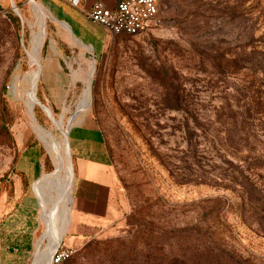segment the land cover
Returning a JSON list of instances; mask_svg holds the SVG:
<instances>
[{
    "label": "rangeland",
    "instance_id": "1",
    "mask_svg": "<svg viewBox=\"0 0 264 264\" xmlns=\"http://www.w3.org/2000/svg\"><path fill=\"white\" fill-rule=\"evenodd\" d=\"M35 4L0 0V181L36 136L29 151L41 159L50 209L44 224L33 197L0 193V248H17L14 238L26 232L35 242L55 237L41 264L61 243L69 226L62 172L44 139L53 133L64 143V134L44 105L68 127L89 92L112 209L96 233L65 236L58 247L71 257L63 264H151L207 245L264 259V220L244 200L248 181L264 193V0H162L150 31L113 36L92 74L44 98L45 20Z\"/></svg>",
    "mask_w": 264,
    "mask_h": 264
},
{
    "label": "crops",
    "instance_id": "2",
    "mask_svg": "<svg viewBox=\"0 0 264 264\" xmlns=\"http://www.w3.org/2000/svg\"><path fill=\"white\" fill-rule=\"evenodd\" d=\"M96 2L113 7L118 0H80L77 6L73 5L71 0H35L33 12L45 20L43 30L45 29L46 32L42 62V90L39 93L41 98L55 97L64 91L71 90L88 71L93 73V60L99 59L106 51L113 35L104 26L91 21L86 15V11ZM37 81L36 74V83ZM88 97L89 92L81 103L80 109L76 111V115L71 118L70 127H65L63 119L59 120L58 125L51 109L44 105L45 112L64 134V143L57 140L53 133L45 139L43 137L53 152L61 172L65 171V174L61 173V175L65 222L69 226L63 232L61 243L69 233L74 235V239L96 233L100 226L106 223L112 209V191L104 157L105 141L96 118L88 111L91 105ZM34 146L24 147L23 150L18 151L17 169L21 175H16L19 181L15 186L18 199L28 196L37 201L41 210V219L45 224L50 209L48 183L46 175L41 179H39L40 175H37L41 159L38 154H32L29 151ZM70 153L76 171L73 187L69 189L70 166H73ZM24 180L27 182L26 188L23 186ZM55 211L56 223H58V217L62 215V212H59L57 203ZM54 238L49 240L43 233L35 242L33 234L28 236L27 232L16 236L14 240L15 246L18 245L17 248L13 250L0 248V263L38 264L39 252L48 253L50 242ZM45 241L47 242L44 245ZM68 241L72 243L73 240ZM52 254H48L41 264H50Z\"/></svg>",
    "mask_w": 264,
    "mask_h": 264
},
{
    "label": "built area",
    "instance_id": "3",
    "mask_svg": "<svg viewBox=\"0 0 264 264\" xmlns=\"http://www.w3.org/2000/svg\"><path fill=\"white\" fill-rule=\"evenodd\" d=\"M162 0H118L113 7L94 3L87 17L104 26L113 36H138L150 31L160 19ZM77 6L80 0H71ZM71 257L68 249L57 247L50 264H63Z\"/></svg>",
    "mask_w": 264,
    "mask_h": 264
},
{
    "label": "trees",
    "instance_id": "4",
    "mask_svg": "<svg viewBox=\"0 0 264 264\" xmlns=\"http://www.w3.org/2000/svg\"><path fill=\"white\" fill-rule=\"evenodd\" d=\"M13 19L16 25L20 26V18L17 15H13ZM46 43L42 46V54L45 52ZM6 91V88H4ZM36 115L40 118L41 107H35ZM38 142L36 136L32 135L25 144V148L35 145ZM19 157V152H17L11 170L8 175L1 178L0 181V193L8 192L10 197L15 196L16 186L13 176L21 175L20 171L17 169V160ZM248 178V177H246ZM249 184L246 188L244 200H247L250 204L255 205L259 209V214H261V219L264 220V193L258 190L254 185ZM24 188L27 186L26 180L23 184ZM206 249V250H205ZM187 249L183 251L181 255L179 254H166L160 257L159 260H149L151 264H264V259L259 261L252 259H245L243 257H237L236 255H229L224 249L216 250L211 248L210 245L205 246L200 250V247L193 249L192 253L187 254Z\"/></svg>",
    "mask_w": 264,
    "mask_h": 264
},
{
    "label": "bare ground",
    "instance_id": "5",
    "mask_svg": "<svg viewBox=\"0 0 264 264\" xmlns=\"http://www.w3.org/2000/svg\"><path fill=\"white\" fill-rule=\"evenodd\" d=\"M37 84V83H36ZM66 230V226H64L59 234V237L63 235V232ZM59 240V239H58ZM59 245H57L55 248H53V252L54 250L58 247Z\"/></svg>",
    "mask_w": 264,
    "mask_h": 264
}]
</instances>
